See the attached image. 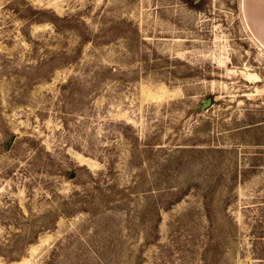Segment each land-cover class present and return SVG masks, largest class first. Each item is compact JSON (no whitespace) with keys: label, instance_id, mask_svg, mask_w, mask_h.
Returning a JSON list of instances; mask_svg holds the SVG:
<instances>
[{"label":"rangeland","instance_id":"obj_1","mask_svg":"<svg viewBox=\"0 0 264 264\" xmlns=\"http://www.w3.org/2000/svg\"><path fill=\"white\" fill-rule=\"evenodd\" d=\"M0 264H264L241 0H0Z\"/></svg>","mask_w":264,"mask_h":264},{"label":"crops","instance_id":"obj_2","mask_svg":"<svg viewBox=\"0 0 264 264\" xmlns=\"http://www.w3.org/2000/svg\"><path fill=\"white\" fill-rule=\"evenodd\" d=\"M241 8L254 38L264 45V0H241Z\"/></svg>","mask_w":264,"mask_h":264}]
</instances>
